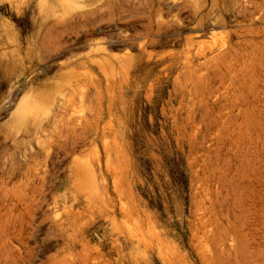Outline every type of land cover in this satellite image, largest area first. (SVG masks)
<instances>
[{"label": "rangeland", "instance_id": "rangeland-1", "mask_svg": "<svg viewBox=\"0 0 264 264\" xmlns=\"http://www.w3.org/2000/svg\"><path fill=\"white\" fill-rule=\"evenodd\" d=\"M0 264H264V0H0Z\"/></svg>", "mask_w": 264, "mask_h": 264}, {"label": "bare ground", "instance_id": "bare-ground-1", "mask_svg": "<svg viewBox=\"0 0 264 264\" xmlns=\"http://www.w3.org/2000/svg\"><path fill=\"white\" fill-rule=\"evenodd\" d=\"M66 1V0H65Z\"/></svg>", "mask_w": 264, "mask_h": 264}]
</instances>
